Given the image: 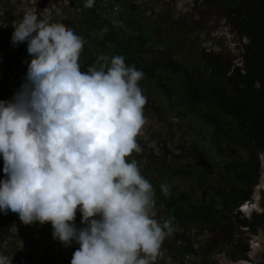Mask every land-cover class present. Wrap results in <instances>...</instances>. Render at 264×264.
<instances>
[{
	"label": "clouds",
	"instance_id": "9594fccd",
	"mask_svg": "<svg viewBox=\"0 0 264 264\" xmlns=\"http://www.w3.org/2000/svg\"><path fill=\"white\" fill-rule=\"evenodd\" d=\"M11 42H27L32 58L20 89L0 100V212L50 223L64 247L79 245L71 264H156L171 220L155 219V190L128 159L141 151L144 73L120 55L82 71L84 39L31 11ZM0 264L12 261L0 254Z\"/></svg>",
	"mask_w": 264,
	"mask_h": 264
},
{
	"label": "rangeland",
	"instance_id": "374dc122",
	"mask_svg": "<svg viewBox=\"0 0 264 264\" xmlns=\"http://www.w3.org/2000/svg\"><path fill=\"white\" fill-rule=\"evenodd\" d=\"M121 1L115 4V0H110L103 4L104 16L113 20L117 27H128L129 20L135 19L151 28L158 25L167 28L170 22L174 23L175 51L169 45L141 54L140 58L147 64L152 65L157 58L173 53L180 59L192 60L208 68L213 75L227 78L235 67L242 66L244 49L249 43L236 25L238 14L245 8L243 2L256 7L262 0ZM83 4V0H0V100H11L20 89L32 58L28 52L19 55L17 47L4 45L8 29L17 26L28 11L73 29L84 17ZM79 63L82 71L88 69L84 62ZM159 72L176 80L166 70ZM140 87L148 101L144 108L146 124L137 137L141 151L133 152L129 161L135 160L140 170L160 183L171 184L188 194L193 203L218 206L219 199L236 193L239 185L230 181L220 169L227 158L216 151L213 129L196 115L185 116L178 106L179 99L170 100L154 82L148 87L140 83ZM225 147L229 156L247 158L241 150ZM3 167L0 157V180L6 178ZM259 171L263 172L262 166ZM256 204L250 205L252 210ZM154 211L155 219L162 223L164 214L157 203ZM251 212L250 209L246 214ZM220 216L222 222L213 226L189 225L172 229L162 244L163 255L156 264H237L231 254L249 252L252 242L258 250L255 256L258 261V255L264 250L262 239H252L247 229L239 224L242 216L236 211L221 212ZM81 219L76 216L77 228L85 227ZM52 233L50 223L25 225L10 212H2L0 254L12 264H45L40 260L43 257L53 258L55 264H71L79 245L74 242L64 247ZM168 245L181 248L184 257L171 254Z\"/></svg>",
	"mask_w": 264,
	"mask_h": 264
},
{
	"label": "trees",
	"instance_id": "16d2710c",
	"mask_svg": "<svg viewBox=\"0 0 264 264\" xmlns=\"http://www.w3.org/2000/svg\"><path fill=\"white\" fill-rule=\"evenodd\" d=\"M107 1L110 0H95L92 8L84 7V17L73 27L85 42L79 62H84L89 68L98 66L97 61L102 55L109 58L123 56L127 65L135 66L144 73L140 81L143 87L154 82L170 100L179 99L178 106L184 110L185 116L196 115L213 129L212 140L216 151L222 158H227L220 169L230 181L252 188L257 180L258 150L264 151V0L256 7L243 2L245 8L238 14L236 25L250 42L244 49V67H235L227 78L213 75L208 68L192 60L180 59L173 53L157 58L152 65L147 64L140 58L141 54L169 45L175 51L174 23L170 22L167 28L161 25L151 28L135 19L129 20L128 27H117L103 14V4ZM119 1L115 0V4ZM121 2L125 3V0ZM13 32L14 28H10L5 33L7 39L4 45L17 47L19 55L28 52L27 42L19 46L11 42ZM161 69L170 72L176 80L165 77L159 72ZM225 145L242 147L248 152L247 158L230 157ZM140 171L155 190V201L164 214L162 223L171 220L172 229L189 225L209 227L221 223V211L233 209L244 201L237 192L219 199L218 206L193 203L188 194ZM161 185L168 186L167 196L163 194ZM77 216H81L79 211ZM261 219L264 218L258 217L254 221V232H257L256 225ZM167 249L176 257H184L181 248L168 245ZM241 257L244 256L239 253L231 254L233 260ZM40 260L45 264H55L53 258L43 257Z\"/></svg>",
	"mask_w": 264,
	"mask_h": 264
},
{
	"label": "flooded vegetation",
	"instance_id": "af4514ba",
	"mask_svg": "<svg viewBox=\"0 0 264 264\" xmlns=\"http://www.w3.org/2000/svg\"><path fill=\"white\" fill-rule=\"evenodd\" d=\"M249 42H250V40H249ZM228 146H230L231 148L239 149L242 152H244L245 154H247V156H248V152L243 150L242 147L231 146V145H228ZM258 156H259V164L257 167V173H256L257 180H256L255 185L252 188H246V187L238 186L237 192H239L242 195V197L244 198V201L242 203H240L239 205L234 206L233 209H227L226 211H221V212L227 213V212L236 211L237 215L242 216V217H239V224L242 225V227L247 229V231L251 234L252 239H256V238H258L259 240L262 239L263 244H264V219H261L259 221V223L256 225L257 226V232L253 231V225H254V221H256V218H258V217L264 218V186L261 185V178L264 176V151L261 149L258 150ZM238 158H240V157H238ZM259 166H262V169H263L262 173L259 171ZM258 186L260 187V190H259L260 197L258 199H256V198H254V193H255V190ZM245 193H249V195L247 196ZM247 198H249V199H247ZM255 200L257 201L258 205L255 208H253L254 210H251L252 212L250 214H246L244 211H242L244 204H250L252 206V204L253 205L256 204ZM251 209H252V207H251ZM254 245H255V243L252 242L251 247H250V251L247 253H244L242 251L236 252V253L243 255L244 257H241L240 259H237V260H233L232 258L231 259L233 261H237L238 262L237 264H254V263L255 264H264V250L262 251L261 254L258 255L259 260L256 261L255 256L257 255L256 251H258V250Z\"/></svg>",
	"mask_w": 264,
	"mask_h": 264
},
{
	"label": "bare ground",
	"instance_id": "6f19581e",
	"mask_svg": "<svg viewBox=\"0 0 264 264\" xmlns=\"http://www.w3.org/2000/svg\"><path fill=\"white\" fill-rule=\"evenodd\" d=\"M261 185L264 186V177L261 178ZM259 190H260V187L258 186L255 190V198L258 199L259 197ZM257 205V204H256ZM250 209H251V206L250 204H244L243 205V208H242V211H244L245 213L246 212H250ZM252 210V209H251Z\"/></svg>",
	"mask_w": 264,
	"mask_h": 264
},
{
	"label": "built area",
	"instance_id": "2783aa9c",
	"mask_svg": "<svg viewBox=\"0 0 264 264\" xmlns=\"http://www.w3.org/2000/svg\"><path fill=\"white\" fill-rule=\"evenodd\" d=\"M248 40H249V39H248ZM240 67H242V68H243V67H244V65L242 64V66H240Z\"/></svg>",
	"mask_w": 264,
	"mask_h": 264
}]
</instances>
